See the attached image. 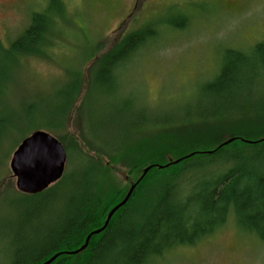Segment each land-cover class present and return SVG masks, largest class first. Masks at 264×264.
<instances>
[{"label":"rangeland","instance_id":"374dc122","mask_svg":"<svg viewBox=\"0 0 264 264\" xmlns=\"http://www.w3.org/2000/svg\"><path fill=\"white\" fill-rule=\"evenodd\" d=\"M48 3L49 0H0L3 4L1 45L7 46L15 39L30 23L31 12L46 9ZM57 4L65 8L70 18L65 26L58 18L54 32L46 33L47 39L55 41L49 57L28 59L24 62L25 70L17 77L11 72L9 84L0 91V96H4L0 109L5 108L0 118L22 127L0 143V264H8L15 255V241L20 234L24 233L29 239L39 236L26 222L25 226H16L17 222L25 220L29 204L24 193L14 186L15 177L8 162L17 144L9 153L8 149L12 142L23 139L34 129L51 133L47 127L51 122L50 113L63 104V85L69 81L67 70H79L81 75L77 95L74 99L70 96L66 131L62 134L68 138L60 140L66 151L64 171L76 170L78 155L97 158L104 167L110 162L99 182L106 187L102 191L108 203L116 193L113 189L123 191L124 185L132 182L128 179L124 158H117L125 153V149L119 150L123 142L125 145L129 142L127 128L144 122L151 129L149 135L153 136L159 130V120L171 119L174 122H164L162 128L164 132H170L165 130L169 129L182 137L179 145L182 153L189 148L204 150L211 144L189 139L195 130L190 125H199L203 117L212 121L200 128L202 133L211 132L208 127L214 122L217 123L215 130L223 127L219 123L225 126L230 123L237 133L234 123H238V119L264 115V0H57ZM60 11L58 7L53 14L62 15ZM140 29L145 41L154 42L140 47L113 70V76L119 75L114 86L104 92L94 89L82 105L90 83L89 68L125 35ZM228 50L240 54V66L220 93L211 92L205 84L223 66ZM186 111H191L189 123L182 118ZM180 121L183 123L177 125ZM142 132L145 133L144 129ZM244 136L246 141L256 138L255 135ZM159 141H162L160 136ZM101 142L111 144L117 151L108 150ZM172 149L164 151L166 159L177 156ZM237 149L239 151V144L232 148L227 146L224 159L209 165L206 176L210 171L218 176L228 170L238 173L241 165L248 166L246 161L237 162L234 158ZM157 155H151L153 161H157L154 159ZM187 155L180 156V160ZM4 158L5 161H1ZM262 158L259 169H254L257 175L264 174ZM163 176L168 178L167 169L149 178V181L157 179L156 191ZM254 180L249 183L245 177H240L236 187L252 186ZM228 203V216L211 236L191 246H176L165 253L158 264H264V227L261 230L246 228L236 214L233 200ZM43 216L41 222L45 226L52 217L47 213Z\"/></svg>","mask_w":264,"mask_h":264},{"label":"trees","instance_id":"16d2710c","mask_svg":"<svg viewBox=\"0 0 264 264\" xmlns=\"http://www.w3.org/2000/svg\"><path fill=\"white\" fill-rule=\"evenodd\" d=\"M60 6L57 0H49L46 9L31 12L30 23L15 39L7 46L0 43V91L9 84L8 75L11 72L17 77L25 70L24 62L28 59L49 57L48 52L55 41L47 39L46 33L54 32V23L58 18L64 26L70 18L65 8ZM58 7L62 15L53 14ZM141 31L142 29L125 35L89 68L90 83L82 105L94 89L104 92L114 86L113 83L118 80L119 75L113 76V70L129 59L140 47L154 42L145 41L144 33ZM91 53H94L93 50ZM226 53L227 58L223 66L219 68L212 82L205 84L206 89L211 92L220 93L240 66V54L229 50ZM78 71H66L69 81L63 85L65 90L61 97L63 104L50 113L51 122L47 127L59 140L68 138V135L64 138L62 134L66 131L64 127L69 114L70 100L74 99L79 89L81 73ZM3 97L0 96V106L4 105ZM4 110L5 108L0 109V112ZM190 114L191 111H186L182 116L186 120L185 123L191 121ZM206 119L208 118L203 117L199 125H190L195 130L189 139L211 144L204 150L189 148L182 153L179 152L182 137L169 129L165 130L170 132H164L162 128L164 122H174L171 119L157 122L159 130L155 136L149 135L151 129L147 128L144 122L127 128L125 132L129 142L126 145L123 142L119 150L125 149V153H121L117 158H124V165L127 164L126 173L132 182L141 175L145 166L167 163L170 157L166 159L164 151L168 148H174L172 150L177 153L175 158L192 153L175 164L160 168L154 165L149 167L150 169L138 180L126 203L114 212L102 231L90 237L82 251L76 254L61 252L50 264H158L163 255L177 248L176 246H191L198 240L211 236L228 216L229 200L235 203L236 214L243 226L261 230L264 227V174L257 175L254 169H259L258 163L264 153V115L255 114L253 117L238 119V123H234L237 133L233 132L230 123L228 126L219 123V126L223 127L215 130L216 122L208 127L212 129L211 132L202 133L200 128L212 121ZM182 123L180 121L177 125ZM19 128H22L21 125L8 123L7 120L0 118V143ZM143 129L145 133L142 132ZM244 135H255L256 138L252 139L254 141H246L243 140ZM159 136L162 141H159ZM229 138H232L231 141L222 143ZM21 140L12 142L8 153ZM101 143L100 145L107 147L108 150L117 151L111 148V144ZM238 144L239 151L237 149L234 158L237 162L246 161L248 166L241 165L238 173L236 170H228L220 176L216 173L212 175L210 171L207 177L205 172L210 168L209 165L220 163L227 154L226 147L232 148ZM67 152L71 154L70 149H67ZM155 153L158 154V157L154 158L157 161H153L151 156ZM78 156L75 162L76 170L68 172L66 169L58 181L39 193H22L28 200L29 211H26L25 220L17 222L16 226L20 228L28 223L32 225L34 231L39 232V236L29 239L24 233L20 234L15 241V255H12L8 264H40L44 258H49L56 252L77 249L83 244L88 234L86 232L102 226L108 211L124 197L130 182L124 185L123 191L113 189L116 193L113 194L111 203L106 202L108 199L104 195L105 191H102L106 187L99 182L104 178L103 172L109 168L110 162L104 164L107 168L100 165L97 158H90L88 154ZM5 158L1 161H5ZM97 164L99 168L96 169ZM261 164L264 167V157ZM174 167L177 170H174ZM165 169L168 170V178L162 177V183L156 191L157 179L149 181V178H155ZM240 177H245L249 183L255 179L254 185L246 184L244 188L237 189L236 181ZM152 193L154 195L150 196ZM44 213H47L49 218L52 217L45 226L44 222H41Z\"/></svg>","mask_w":264,"mask_h":264},{"label":"water","instance_id":"95a60500","mask_svg":"<svg viewBox=\"0 0 264 264\" xmlns=\"http://www.w3.org/2000/svg\"><path fill=\"white\" fill-rule=\"evenodd\" d=\"M232 138L223 140L222 143H227L231 141ZM43 141L45 144L50 146V151L46 152L45 162L40 167H36L32 164L29 155V148L32 146L35 141ZM66 151L63 147V144L57 139L54 135H51L48 131L41 129L34 130L30 134L24 136V138L17 144V146L12 151L10 156L9 167L12 171V175L15 177V185L17 190L23 193L35 194L39 193L51 184L58 181L64 171L65 162H66ZM180 160V157L177 159L168 158V162L165 164H149L142 168L141 175L130 183V186L125 193L124 197L108 211L102 226L97 229H94L86 235L83 244L75 250L64 251L68 254H76L77 252L82 251L88 244L90 237L93 234H97L102 231L108 224L111 216L114 212L120 207L123 206L130 197L135 185L139 182L144 174L150 169L151 166H156L158 168L167 166L171 163H176ZM61 252H57L47 258L42 264H50L55 257H57Z\"/></svg>","mask_w":264,"mask_h":264},{"label":"snow or ice","instance_id":"6c2138e0","mask_svg":"<svg viewBox=\"0 0 264 264\" xmlns=\"http://www.w3.org/2000/svg\"><path fill=\"white\" fill-rule=\"evenodd\" d=\"M50 151V146L43 141H35V143L29 148V155L32 164L36 167H40L45 162L46 152Z\"/></svg>","mask_w":264,"mask_h":264},{"label":"bare ground","instance_id":"6f19581e","mask_svg":"<svg viewBox=\"0 0 264 264\" xmlns=\"http://www.w3.org/2000/svg\"><path fill=\"white\" fill-rule=\"evenodd\" d=\"M15 187H16V186H15ZM16 189H17V188H16ZM18 191H19V190H18ZM19 192H20V191H19ZM21 193H23V192H21ZM24 194H28V193H24ZM45 259L47 260V258H44L43 260L45 261ZM43 260H42V261H43ZM42 261H41L40 264H42V263L44 262V261H43V262H42Z\"/></svg>","mask_w":264,"mask_h":264},{"label":"flooded vegetation","instance_id":"af4514ba","mask_svg":"<svg viewBox=\"0 0 264 264\" xmlns=\"http://www.w3.org/2000/svg\"><path fill=\"white\" fill-rule=\"evenodd\" d=\"M3 6V4H0V10H1V7Z\"/></svg>","mask_w":264,"mask_h":264}]
</instances>
